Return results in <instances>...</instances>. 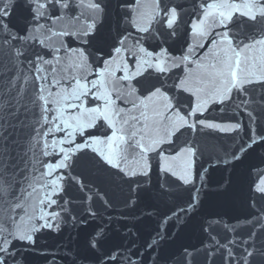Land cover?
Returning a JSON list of instances; mask_svg holds the SVG:
<instances>
[{"label":"snow or ice","instance_id":"snow-or-ice-1","mask_svg":"<svg viewBox=\"0 0 264 264\" xmlns=\"http://www.w3.org/2000/svg\"><path fill=\"white\" fill-rule=\"evenodd\" d=\"M0 264H264V0H0Z\"/></svg>","mask_w":264,"mask_h":264},{"label":"water","instance_id":"water-1","mask_svg":"<svg viewBox=\"0 0 264 264\" xmlns=\"http://www.w3.org/2000/svg\"><path fill=\"white\" fill-rule=\"evenodd\" d=\"M213 115H217V113H213ZM203 142H206L207 144H215L218 142V140H220V134H216V133H212L211 135H208V136H205V137H202L201 138ZM220 142H224L222 140H220ZM222 210H227V208H224ZM49 245H52L53 247H50L49 248V251H55V243H56V238L55 236L53 237H49L47 238V241H46Z\"/></svg>","mask_w":264,"mask_h":264}]
</instances>
